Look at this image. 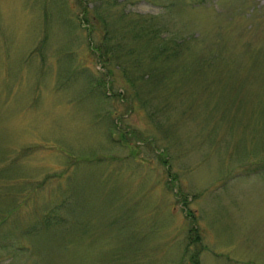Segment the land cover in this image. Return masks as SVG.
I'll use <instances>...</instances> for the list:
<instances>
[{"label": "rangeland", "instance_id": "374dc122", "mask_svg": "<svg viewBox=\"0 0 264 264\" xmlns=\"http://www.w3.org/2000/svg\"><path fill=\"white\" fill-rule=\"evenodd\" d=\"M133 25L200 74L98 58ZM194 226L264 264V0H0V264H192Z\"/></svg>", "mask_w": 264, "mask_h": 264}, {"label": "trees", "instance_id": "16d2710c", "mask_svg": "<svg viewBox=\"0 0 264 264\" xmlns=\"http://www.w3.org/2000/svg\"><path fill=\"white\" fill-rule=\"evenodd\" d=\"M82 21L87 22V12L85 10L82 11ZM106 23V21H105ZM129 29V33L121 34L117 31V29H107L105 27L104 30V37L102 39L101 44L98 47V53L100 51V55L98 58H102L103 61L105 60H115L118 63V66L123 61L125 63L127 59V68L123 69V73L127 75L130 73V69H135L137 67H140L144 62H146V65L148 67L149 73H146V79L150 82H148L151 85L159 84L164 79H166L171 74H178V73H192L193 75H198L200 73H196L194 71H187L185 67L180 68V65L172 67L171 60L176 59L179 54V46L180 43H173L171 44V39H166L161 31L157 30L155 27L151 25L142 26L139 25L136 27V25L131 26ZM126 34L129 35L128 41H125L123 38H125ZM136 40H143L144 47L149 46L150 49L148 52L144 54H139L140 51L137 50L134 52L133 50L129 49L131 46L134 45ZM127 46V51L125 52L124 47ZM92 45L90 44V47ZM143 47V48H144ZM93 50V46H92ZM136 54V55H135ZM139 54V55H138ZM142 56V58H140ZM158 64V65H157ZM143 77V76H142ZM141 78V77H140ZM129 82L132 83L131 77H129ZM193 81H195V78L193 77ZM140 92V89L136 86L135 87V93L136 95ZM150 106L151 104H147L144 101V106ZM153 114V113H152ZM152 116V115H151ZM157 115L155 122L160 118V116ZM153 120V118H152ZM161 124V121L158 122ZM160 126V125H159ZM201 236L198 232L197 227H192L188 232V244L185 248V252L189 254V251L191 249L192 245H196L200 243ZM204 247L201 249H196L195 251H192L189 254V259L191 260L192 264H199L198 262V254L203 250Z\"/></svg>", "mask_w": 264, "mask_h": 264}]
</instances>
